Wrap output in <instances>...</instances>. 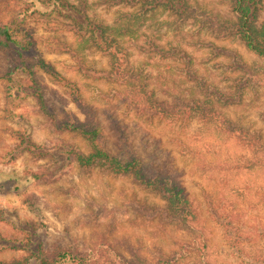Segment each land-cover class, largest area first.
Segmentation results:
<instances>
[{
	"label": "rangeland",
	"instance_id": "1",
	"mask_svg": "<svg viewBox=\"0 0 264 264\" xmlns=\"http://www.w3.org/2000/svg\"><path fill=\"white\" fill-rule=\"evenodd\" d=\"M31 1L0 0V21L12 27L21 44L28 40L25 32L30 33L35 47L24 54L13 45L0 53V234L22 241L24 247L32 240L80 249L107 247L126 257L137 253L151 264L158 259L241 264L213 214L237 213L236 225L247 230L264 227V163L247 168L251 153L215 125L195 119L166 122L127 107L108 57L83 42L71 10L55 9L54 0H39L38 7L24 12ZM55 1L73 5L81 17L94 22L143 19L136 41L127 44L128 68L142 75L147 88L157 93L174 89L189 99L208 97L229 121L258 134L264 146L262 60L236 37L215 38L210 32L212 19L235 20L229 0ZM168 1L176 8L161 4ZM73 49L79 50V57L72 56ZM19 51L27 63L35 55L44 58L76 84L110 154L129 150L147 170L179 181L195 205L196 221L184 225L149 218L146 212L152 207H164L160 196L131 176L72 164L68 147L87 153L88 145L80 136L55 132L35 101L19 92L25 78L13 68ZM41 77L50 111L58 118L65 109L78 114L68 88L48 75ZM201 86L216 95L210 97ZM174 93L157 99L170 101ZM23 134L43 152L27 151L21 145ZM37 172L52 176L45 182L21 183ZM244 245L264 255V237ZM22 253L4 251L0 259Z\"/></svg>",
	"mask_w": 264,
	"mask_h": 264
},
{
	"label": "trees",
	"instance_id": "2",
	"mask_svg": "<svg viewBox=\"0 0 264 264\" xmlns=\"http://www.w3.org/2000/svg\"><path fill=\"white\" fill-rule=\"evenodd\" d=\"M229 1L236 15L235 20L212 19L213 27L210 32L215 35V38L234 36L243 42L249 50L261 58V71L264 75V0ZM55 2V0L52 2V5L56 6L55 9L60 10L61 7H65L71 10L73 15L69 16L78 31L82 33L83 42H91L95 49L108 57L113 79L121 87L120 99L127 107L141 114L148 113L149 116L166 122L195 119L208 125H215L220 131L231 135L238 146L251 153L250 160L245 161L247 168L259 167L264 163V146L260 136L244 129L236 122L229 121L216 109L210 98L189 99L188 96L182 97L180 92L174 93V89L157 93L147 88L148 84L140 73L134 71L132 67L128 68L131 52L127 44L136 41L138 37L136 34L143 19L135 17L131 18L132 22H112L111 24L94 22L86 16L81 17L73 5H54ZM155 2L158 3L159 0ZM39 3V0H32L27 3L29 7L22 9L24 12H30L32 9L29 8H36ZM161 4H166V8H176L172 1ZM25 34L28 40L25 44H21L12 27L0 21V53L13 45H18L24 54L35 51L34 38L27 31ZM21 51H19L20 59L17 60V65L13 67L25 74L22 85L19 86V92L35 101L55 132L80 136L88 145L87 153L68 147L67 157L72 164L81 169L97 168L112 175L131 176L136 184L160 196L165 203L164 207H152L149 212H146L149 218L179 222L184 225L196 221L195 205L179 181L161 172L147 170L141 160L129 150L120 156L110 154L101 142L100 127L94 122L91 109L76 84L62 76L52 64L38 55L34 56L32 62L27 63ZM73 53L72 56H80L77 49H73ZM9 73L11 74L12 70ZM43 74L48 75L56 85L68 88L71 103L74 104L78 114L72 109H65L62 117L58 118L54 112L50 111L48 99L45 96L46 85L41 81ZM201 88L210 97L216 95L215 91L208 93L206 87L201 86ZM172 93L174 94L170 101L157 99L159 94L169 97ZM21 145L31 153L43 152V148L32 143L26 134L21 136ZM51 176L52 173H30L21 183L26 185L32 182H45L50 180ZM15 188H19V185ZM213 215L224 227L241 264H264V255L261 252L244 245V242L253 243L259 237H264V227L244 229L236 225L239 215L233 212L226 214L215 212ZM30 243L28 241L24 247L22 241L6 239L0 234V253L9 250L24 252L8 260L0 259V264H151L137 253H130V256L126 257L107 247L80 249L77 246L59 243L44 245L36 240ZM174 262L175 260L172 259H158L154 264H173Z\"/></svg>",
	"mask_w": 264,
	"mask_h": 264
}]
</instances>
